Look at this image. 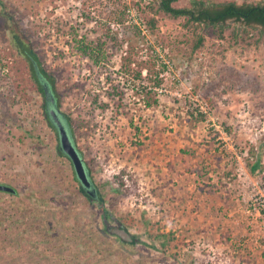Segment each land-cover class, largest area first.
Wrapping results in <instances>:
<instances>
[{
    "label": "rangeland",
    "instance_id": "rangeland-1",
    "mask_svg": "<svg viewBox=\"0 0 264 264\" xmlns=\"http://www.w3.org/2000/svg\"><path fill=\"white\" fill-rule=\"evenodd\" d=\"M131 3L0 0V184L17 190L0 192V264H264V36L229 45L210 33L192 53L182 19L157 15L151 30L153 12ZM16 36L54 74L105 206L137 245L106 232L80 193ZM75 37L106 41V61L82 57ZM110 83L128 116L104 95ZM122 171L132 193L113 179ZM157 234H170L163 250Z\"/></svg>",
    "mask_w": 264,
    "mask_h": 264
},
{
    "label": "trees",
    "instance_id": "trees-1",
    "mask_svg": "<svg viewBox=\"0 0 264 264\" xmlns=\"http://www.w3.org/2000/svg\"><path fill=\"white\" fill-rule=\"evenodd\" d=\"M131 5L136 7L138 10L145 11L146 9H150V11L153 12L155 16L146 21L147 27L151 30H154L157 27V15L168 16L172 19H182L184 21L182 26L187 30V32H189L192 53L203 49L206 42V36L210 33H213L219 41H223L229 45H238L240 43L248 44L251 40L258 37L254 40L255 43L264 36V1L257 3L244 2L240 4L235 1L218 2L213 0H189L188 4L184 5L181 4V0H133V4L131 3ZM124 14L125 12H122V15ZM117 21H119V23H123L122 19L118 18ZM107 34L112 41H118V35L112 30L108 29ZM16 40L19 45L20 54L24 59H26L30 66L32 84L42 96V110L45 120L58 137L57 128L49 114V108L52 106L50 94L54 95L59 112L61 108L59 96L56 90V79L54 78V74L50 73L43 66L38 53L33 47L25 44L18 36H16ZM75 45L77 52H79L82 57L91 60L96 66L102 65L109 56L106 49V41L98 40V42L95 43L87 41L86 37L81 39L75 37ZM128 64L129 62H126L125 60L121 67L125 76L131 74V72L127 69ZM133 78L136 80L144 79L142 72L137 73L133 76ZM160 86L161 81H155V88ZM104 95L109 99V101L114 102L115 109L119 115L128 116L125 112L123 102L124 92L121 90L119 84L110 83V88L104 91ZM100 96L101 94L94 95L93 101L99 105L102 111H105L109 108V103L100 102ZM158 102V99H154L153 102L149 100L147 101L146 106L151 107L153 105H157ZM60 114L66 121L74 141L71 118L61 112ZM202 119H204V116H202ZM224 130L228 135H233L230 127L225 125ZM74 143L77 147L76 140ZM57 150L59 155L67 158L71 163L75 181L78 184L80 193L90 202L98 204V211L102 214L105 231L111 235L113 234L118 236V238L125 244L135 246L140 243L141 239L130 233L128 228L122 223V220L115 217L105 206L106 198L101 194L99 188L95 184L92 176V170L87 166L86 161L84 160L89 176L97 190L96 198L90 196L79 181L70 158L61 150L60 142ZM79 152L83 156L80 150ZM248 165L252 174L260 172L261 158L257 157V160L249 163ZM233 168H235V166H233ZM125 177V172L122 171L118 175H115L113 179L120 188L125 189L128 193H132V188L127 186L124 179ZM16 194L17 190L14 195ZM122 230L125 231V236L118 233V231ZM169 236L170 234H157L156 239L159 241L161 246L160 248H162V250L169 245Z\"/></svg>",
    "mask_w": 264,
    "mask_h": 264
},
{
    "label": "water",
    "instance_id": "water-1",
    "mask_svg": "<svg viewBox=\"0 0 264 264\" xmlns=\"http://www.w3.org/2000/svg\"><path fill=\"white\" fill-rule=\"evenodd\" d=\"M50 100L52 106L49 108V114L57 128L61 150L70 158L76 175L88 194L93 198H96L97 190L94 187L89 176L83 156L75 146L69 127L63 116L57 109L56 99L54 95L50 94ZM0 192H7L14 195L16 193V190L11 186L0 184ZM118 233L123 236L126 235L125 231L123 230L118 231Z\"/></svg>",
    "mask_w": 264,
    "mask_h": 264
}]
</instances>
